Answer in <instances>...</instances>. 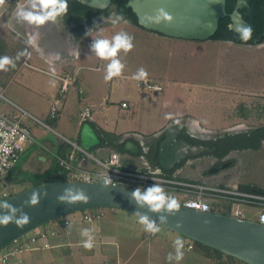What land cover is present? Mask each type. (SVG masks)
<instances>
[{"label":"rangeland","instance_id":"rangeland-1","mask_svg":"<svg viewBox=\"0 0 264 264\" xmlns=\"http://www.w3.org/2000/svg\"><path fill=\"white\" fill-rule=\"evenodd\" d=\"M18 5L26 6L27 0H5L3 4H0L1 54L2 56L11 57L15 61L14 68L9 66L8 71H4L0 74V91L9 101L16 104L19 108L30 113L33 117L45 121L46 113L49 112L52 102L55 99L51 98V96L58 86L55 75L59 74L61 76L62 73L61 70L49 66L39 55L41 56V54H44L42 48L47 51L52 49L53 42L60 40V36L56 30L54 31L52 27L47 24L35 26L20 21L15 15ZM111 24L113 23L107 24L105 28L108 27V29L104 28L100 33L103 35L107 33L110 36L113 34V29H125L127 30L126 32L131 35L127 28ZM88 34L89 35L86 36L88 40L95 39L99 35L98 32ZM199 43L200 44H197L199 46L203 44V51L200 49L199 52L196 53V49L194 48L193 56L185 57L184 59L183 73L184 78H187L184 80L189 81L187 82L189 84L187 86L189 87H186V90L183 92V95L188 101L184 103L187 104L188 108L191 107V109L182 107L170 93L154 96V94L148 92V90L138 87L137 80L131 79L141 67L147 71V78H152L155 74L152 72L155 68L150 64L152 56L147 52L148 48L142 41L136 42L133 40L134 47L130 52L124 53L121 51L118 53L117 58L121 59L125 67L121 76L115 77L121 80L117 84V92H114L113 98L116 102H119L118 105L120 107V101L125 99L134 101L135 99L139 111L138 115L135 116L133 120L124 118L125 115L122 114H126L125 112H117L114 120L119 122L118 127L120 129L124 130V127H128L126 130H137L143 136H148L150 134L147 132L149 130L148 125H151V130H159L164 126L168 118L186 114L185 112L188 111H191L194 116L199 117L202 124L209 127L213 132L222 131L240 121L241 105L247 99V95L256 91H260V93L264 92V47L261 49L239 48L211 40L199 41ZM32 44L38 45L41 50H32ZM90 45L91 41L88 44L86 41L82 44V57L78 62H80V66L84 68L85 71L90 70L89 73L91 77L95 80H100L98 82L100 85L98 86L102 87L104 83H106L104 76L109 61H106L103 69L98 72L96 68L100 66V64L103 65V63L102 60L96 57L91 51ZM18 53H22L19 58H17ZM65 74H68V72H65ZM4 81L7 83L10 81V85L9 88L3 91L4 87L2 84ZM107 82L109 84V81ZM167 88L168 86L166 87V91H168ZM104 92L107 93L105 89ZM179 93L182 92H178L176 95ZM70 94L76 95V91L72 90ZM62 96L63 94H61V97ZM74 102L76 101L74 97L71 96L63 111L64 114L61 116L58 114L57 123L46 121V124L48 123L47 125L54 131L69 139L74 138L72 132L77 128V107ZM58 103L59 108L62 109V100ZM0 106L6 112H15L13 107L8 103H1ZM185 109L187 110L185 111ZM122 121H124V123ZM27 124L34 130L33 133L39 141V145L29 146L26 152L22 154L21 162H24L22 170L30 174H41L48 169L50 165H38L32 161L31 155L36 150V153H34L35 156L46 153L47 150L40 146H43L42 144L45 143L56 144L58 138L55 134L31 119L27 121ZM141 125H143V128ZM146 126L148 128H145ZM230 172L233 174L232 180H237L240 183H245L256 189H264V152L255 154L249 162H239ZM229 182L234 184L231 180ZM30 187L29 184L23 186H9L6 183L3 190H0V197L4 196V193L8 192L10 188H13L16 192H21ZM103 209L107 210V208ZM241 210L245 218L253 222L259 220L263 213L261 209L250 206H244ZM218 212L224 214L226 210L221 209L218 210ZM105 219H107V217H105ZM127 222L131 223V220ZM159 227L160 231L155 235L146 232L144 227L142 233L146 237L151 235L158 237L162 236L164 242H166V240L169 241V243L165 244L164 249L162 247V252L164 254V258H162L163 264H177L175 259L171 261L167 259L169 253H173V256L175 255L173 241L177 238L184 242V256L179 264H212L208 258L202 256L194 248L193 250H189L187 243L193 245V241L166 228ZM137 229H139L137 231L141 230V228ZM123 232L126 234L128 231L125 230ZM30 234L31 233L25 235L21 239H24ZM140 253L141 254H138L137 258L143 254L142 252ZM26 254L27 252L24 253V255ZM138 259L136 261H138ZM136 261L131 264H136ZM14 263L16 262L13 261L10 264ZM152 264H156V262Z\"/></svg>","mask_w":264,"mask_h":264},{"label":"crops","instance_id":"crops-1","mask_svg":"<svg viewBox=\"0 0 264 264\" xmlns=\"http://www.w3.org/2000/svg\"><path fill=\"white\" fill-rule=\"evenodd\" d=\"M110 23H113L111 25L119 27L123 26L122 28H127L130 31L131 36L134 38V41H142L148 48L147 52H149L152 56V60L150 59V64L155 68L152 72L155 74L152 78L147 79H150L163 87L162 92H148L153 93L154 96L170 93L171 96H173V98L177 102H179L182 107L188 108L187 104L184 103L188 100L183 95L186 87H189L187 86L189 85L187 83L189 81L184 80L187 79L186 77L184 78L183 73L184 59L185 57L193 56L194 48L196 49V53H198L200 49H204L202 47L203 44L199 46L197 45L200 44L199 41H187L169 38L164 35L148 31L142 27L135 26L124 19L102 22L91 30L93 32L89 33L93 34L98 32L99 35L96 38L110 39L118 32L127 31L125 29H113V34L110 36L107 33L105 34L106 36L101 34L100 32L104 30L107 24ZM105 29H108V27ZM88 35L89 34H87L86 36ZM85 41L88 44L90 43V41H93V39H79L75 41L69 37L66 38L63 42H59V40H57L53 42L52 49H49V51H47L43 50L42 48L44 54H41V56L39 55V57L42 58L46 63H48L49 66L61 70L62 73L61 76L59 74L55 75L58 86L51 98H55L58 95L61 89L60 79L61 77L66 75L65 72L76 76L75 83L72 84L69 90L65 94H63V97H61L63 108H60V111L58 113L59 116L64 114L63 111L65 110L70 97L73 96L74 100L76 101L74 103L77 107V128L74 132H72L74 138L67 139L84 148L82 146V143H84L83 128L85 125L89 124L93 128L97 139H89L87 141V144L91 148L89 151L85 148L84 149L92 153L95 157L105 160L109 157L110 153L114 151L122 155L123 163L127 167L140 169L148 168L151 166L153 168L158 167L159 170L157 172H162L161 175H178V177L181 178L201 182L202 179L199 174L200 169L199 171H190L188 168H183L182 170H180V173H172L173 169L175 168L170 171L162 169L161 164L165 166H171L172 163H175L176 160L183 155L184 148L177 144H174L173 147H170L169 152L166 153L164 157H162V155L160 156L159 154L160 144L153 143L151 152L147 155H142L139 149V139L148 142L154 141L158 136L165 133L174 124L178 123H185L186 126H189L191 128L200 127L206 132H211V129L207 126H204L200 118L194 116L191 111L185 112L186 114L168 118L164 126L159 130H151V125H148L149 128L146 126L145 128L149 129L147 132L150 133L148 136H143L137 130H126L128 127H124V130L120 129L118 127L119 122L117 120H114L117 112H125L126 114H122L125 115L124 118H126L127 120H133L139 112L137 102L135 101V99L134 101L130 100L131 102L128 99H125L120 101V107L118 105L119 102L115 101L113 95L114 92H117V84L121 79L114 77L109 81V84L106 81V83H104L102 87H99L98 85L100 84L98 82L100 80H95L90 76V70L85 71L84 68L80 66L81 64L78 61L82 57L81 46ZM32 45V50L36 51L40 49L38 45ZM102 63L103 65L100 64V66L96 68L98 72L103 69L106 60H102ZM2 85L4 87V91L5 89L9 88L10 81L9 83L4 81ZM167 86L168 91H166ZM104 89L107 91V93L104 92ZM72 90L76 91V95L70 94ZM178 92L182 93L176 95ZM124 103L127 104L126 107H123ZM86 108H91L93 111V119L90 122L81 121V113ZM188 109H191V107H189ZM186 110L187 109H185V111ZM48 116L49 112L46 113V120ZM122 122L124 123V121ZM142 126L143 125H141V127ZM32 131L34 132V130ZM126 141L130 142L129 144L133 149L130 150L129 148L123 147V144ZM35 145L39 144H34L30 147ZM42 145L43 146L40 147L47 150L48 152L46 151V153H42V155L35 156L34 153H36V150L32 153L31 158L33 162L37 163L40 166L50 165V167L45 171L49 170L56 161L54 156L52 155V152L56 153V151L62 146L64 147V154L73 150L68 143L62 142L59 138L57 139L56 144L45 143ZM134 145H137L138 148H136ZM75 154L77 158H80L79 152L75 151ZM19 163L21 165L20 170L23 172L22 165L24 162H21L20 160ZM180 164H176L175 167L179 166ZM86 167L91 169L96 168L94 163H92L91 161L86 162ZM231 182H237L241 185H247L245 183H240L239 181L232 179ZM100 209L103 216L99 221H84L83 212H77L64 216L63 218L61 217L62 219L51 221L50 223H47L46 225L40 227L39 229H48L55 231L57 230V234L50 237L49 239L50 248L27 252V254L23 255V257L19 261L16 259L13 260L16 262L14 264H131L138 258L139 259L138 261H136V264H152L153 262H156V264H163L162 258H164V254L162 252V247L163 249L165 248V244L169 243L168 240L165 239L166 242H164L162 236H144V234L142 233V229L144 226L139 223L138 216L136 215L129 214L127 211H123L120 209ZM105 217H107V219H105ZM64 220H68L69 225L59 226L58 224ZM128 220H131V223H128ZM136 227L141 228V230L137 231L139 229H137ZM84 228L90 229L94 236V247L91 250H87L82 246V241L86 238L82 237L80 233ZM125 230L128 231L126 232V234L123 232ZM27 237L28 236H26L23 240H25ZM187 246L189 247V250H193V248L190 249V246H193L191 245V243H187ZM140 252H142L143 254L137 258L138 254H141Z\"/></svg>","mask_w":264,"mask_h":264},{"label":"water","instance_id":"water-1","mask_svg":"<svg viewBox=\"0 0 264 264\" xmlns=\"http://www.w3.org/2000/svg\"><path fill=\"white\" fill-rule=\"evenodd\" d=\"M78 1L96 10H105L112 3V0ZM226 5L227 0H128L127 3V7L132 9L139 25L144 29L169 38L187 41H209L215 35L220 20L227 15ZM161 7L172 15L173 20L160 25L151 23L149 18L153 17L156 10ZM118 18L123 19L117 16L110 20ZM83 129L82 146L89 151L91 147L88 146L87 141L97 139V136L89 124ZM168 134L167 139L160 146V156L164 157L174 144L182 148H192V150L195 148L185 141H178L174 136H170L169 132ZM134 146L138 148L137 145ZM190 156L192 155L180 156L171 166L161 164L162 169L170 171L176 164H180ZM66 187L83 188L90 198L89 202L68 204L58 201L57 197L63 194ZM132 191L133 189L122 185L68 181L50 182L26 189L6 202L26 213L30 217V222L22 227L16 226L15 223L0 226V250L58 218L89 209L113 208L133 215L137 212L148 215L157 225L185 236L193 242L221 251L246 264H264V225L224 214L201 212L182 205L175 216L168 217L167 224H161L159 216L167 215V213H153L147 206L139 207L134 200L130 199ZM33 192L38 193L39 203L34 206H25L24 201ZM45 192L47 195H44ZM17 215H20V212H17ZM177 224L182 226L178 228Z\"/></svg>","mask_w":264,"mask_h":264},{"label":"built area","instance_id":"built-area-1","mask_svg":"<svg viewBox=\"0 0 264 264\" xmlns=\"http://www.w3.org/2000/svg\"><path fill=\"white\" fill-rule=\"evenodd\" d=\"M113 21H116V19ZM2 72L0 71V74ZM60 81L61 89L49 110V117L51 119H57L60 111L58 102L61 100V94H65L70 86L75 83L76 76L68 73L61 77ZM137 85L151 92L163 91L161 85L150 79L138 81ZM4 102L10 104L15 112H6L0 106V187L5 185V177L19 164L22 154L25 153L26 149L31 145L39 143L31 127L27 124V121L31 119L55 134L62 142L68 143L73 149L64 156L52 152L59 165L66 169L68 182L104 183L105 180H108L107 185H122L133 190L136 187H141L143 190L157 183L166 192L179 199L180 205L201 212H213V210H217V212L213 213L222 214L218 210L225 209L226 215L239 220H247L241 210L242 207H257L263 213L256 222L264 225V192L260 189L250 186L246 188L239 183L211 185L181 178L178 175H161L151 167L143 169L127 167L123 163L122 155L114 151L110 153L107 159H99L54 131L44 121L33 117L30 113L11 103L0 91V104ZM126 106L127 104L124 103L123 107ZM92 112L91 108H86L82 111V122L92 121ZM75 151L79 152L80 158H77ZM88 161L94 163L96 168H87L86 162ZM102 216L100 208L89 209L83 212V220L87 222L99 221ZM58 225L67 226L69 225V221L64 220ZM31 233L33 234H30L25 240L19 238L0 250V264H9L15 259L19 261L26 252L49 249V239L57 234V230L38 228ZM192 248L193 246H190V249Z\"/></svg>","mask_w":264,"mask_h":264},{"label":"flooded vegetation","instance_id":"flooded-vegetation-1","mask_svg":"<svg viewBox=\"0 0 264 264\" xmlns=\"http://www.w3.org/2000/svg\"><path fill=\"white\" fill-rule=\"evenodd\" d=\"M112 3L107 8L112 11L108 16L99 12L90 19L61 17L56 23L46 24L59 34V42L69 37L75 41L85 40L86 35L94 27L109 21L112 17L117 18ZM226 13L227 15L220 20L211 41L239 48L261 49L264 47V0H227ZM247 28L251 29L250 35L242 39L241 35ZM239 118L238 123L219 132H206L200 127L186 126L185 123L174 124L154 141L139 139L140 153L149 154L153 143H159L161 146L169 132L170 136H174L178 141H185L195 146L193 150L184 148L183 155L192 156L182 161L172 173H180L183 168H188L190 171L200 169L201 182L211 185H228L230 184L228 180H231L233 176L230 170L239 162H249L255 154L264 152V92L256 91L247 95V99L241 105ZM129 143V141L124 142L123 147L131 150L133 148ZM151 168L156 172L159 170L158 167L151 166ZM262 191L264 192V189Z\"/></svg>","mask_w":264,"mask_h":264},{"label":"clouds","instance_id":"clouds-1","mask_svg":"<svg viewBox=\"0 0 264 264\" xmlns=\"http://www.w3.org/2000/svg\"><path fill=\"white\" fill-rule=\"evenodd\" d=\"M5 0H0V4H3ZM68 13V0H27V5H18L15 13L16 17L23 22L30 25L42 26L48 22L56 23L61 17L66 16ZM119 19V18H118ZM150 22L156 25L162 23H170L173 20L172 15L164 8H158L153 17H150ZM251 29L247 28L242 33L241 38H248ZM133 37L127 32H118L109 38H95L93 39L90 49L101 60L109 61L106 68V74L104 79L106 81L112 80L114 77L121 76L125 67L121 59H118V53L123 51L124 53L130 52L133 47ZM22 53L17 54V58ZM9 66L15 67V61L8 56H0V71H8ZM148 77L147 71L141 67L131 77L133 80L146 81ZM108 180H105V185L108 184ZM44 195H47L45 192ZM89 196L83 188L78 187H66L62 195L57 197L60 202L73 204V203H88ZM131 200L143 208L147 206L148 210L153 213H167V215H160L159 220L161 224L168 223L169 216H175L179 211L181 205L174 195L169 194L166 190L157 183L151 186L141 189L136 187L130 196ZM39 203V195L33 192L26 201L25 206H34ZM20 212V215H17ZM139 217V223L144 226V230L152 235H155L160 231L159 225L152 220L148 215L136 213ZM30 222V217L23 213L21 209H17L13 204L8 202H0V226H7L9 223H15L16 226L22 227ZM182 225L177 224V227ZM81 236L85 237L82 241V246L91 250L94 247V236L90 229L84 228L81 231ZM173 247L175 249V255L169 253L167 256L168 261L175 259L177 264L183 259L184 242L177 238L173 241Z\"/></svg>","mask_w":264,"mask_h":264},{"label":"trees","instance_id":"trees-1","mask_svg":"<svg viewBox=\"0 0 264 264\" xmlns=\"http://www.w3.org/2000/svg\"><path fill=\"white\" fill-rule=\"evenodd\" d=\"M112 2H113L112 4L114 6V12L116 16H121L123 17L124 20L132 23L133 25L142 27L139 25L137 17L132 11V9L127 7L128 0H112ZM99 12L103 13L104 16H108L111 14L112 11H110V9H107L105 11H100V10H96L91 7H88L80 3L78 0H68V13L66 14V16L62 18L74 19L78 17H86L87 19H90L94 14L99 13ZM1 51L2 49L0 48V56H2ZM57 120L58 118L51 119L48 116L46 121L50 123H56ZM63 151H64V147L62 146L56 151V154L60 156H64L65 154ZM20 166L21 165L19 163L9 173V175L5 177V184L7 183L9 186L10 185L23 186V185L29 184L31 187H37V186L44 185L50 182L68 181L66 169L61 167L57 160L55 161L54 165L49 170L41 174H30L28 172H22L20 170ZM4 186L0 187V190H3ZM244 186L246 188L249 187V185H244ZM19 193L20 191L16 192L13 188H10L8 192L4 193V196L0 197V202H4ZM213 212H217V210H213ZM224 214L226 215L227 213H224ZM193 248L196 251H198L202 256L208 258L212 264H246L240 261L239 259H236L221 251L215 250L211 247L205 246L198 242H193Z\"/></svg>","mask_w":264,"mask_h":264}]
</instances>
